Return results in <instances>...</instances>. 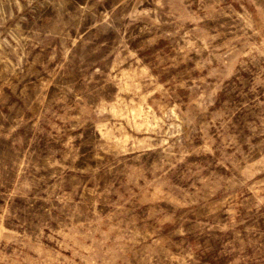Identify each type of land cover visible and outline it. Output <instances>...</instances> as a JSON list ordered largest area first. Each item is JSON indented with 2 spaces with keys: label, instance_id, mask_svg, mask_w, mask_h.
<instances>
[{
  "label": "rangeland",
  "instance_id": "obj_1",
  "mask_svg": "<svg viewBox=\"0 0 264 264\" xmlns=\"http://www.w3.org/2000/svg\"><path fill=\"white\" fill-rule=\"evenodd\" d=\"M0 264H264V0H0Z\"/></svg>",
  "mask_w": 264,
  "mask_h": 264
}]
</instances>
